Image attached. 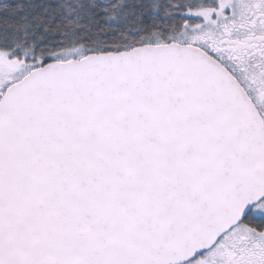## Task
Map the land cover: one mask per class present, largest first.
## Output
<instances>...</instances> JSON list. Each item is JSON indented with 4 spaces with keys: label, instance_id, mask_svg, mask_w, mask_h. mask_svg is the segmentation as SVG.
Returning a JSON list of instances; mask_svg holds the SVG:
<instances>
[{
    "label": "snow or ice",
    "instance_id": "snow-or-ice-1",
    "mask_svg": "<svg viewBox=\"0 0 264 264\" xmlns=\"http://www.w3.org/2000/svg\"><path fill=\"white\" fill-rule=\"evenodd\" d=\"M0 264H264V0H0Z\"/></svg>",
    "mask_w": 264,
    "mask_h": 264
}]
</instances>
